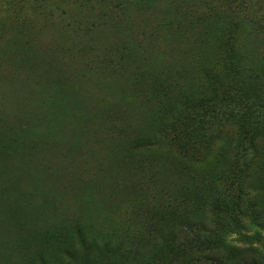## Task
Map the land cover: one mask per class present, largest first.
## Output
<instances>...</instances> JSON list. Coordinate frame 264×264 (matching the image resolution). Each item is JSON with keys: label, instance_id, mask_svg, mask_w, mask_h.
I'll use <instances>...</instances> for the list:
<instances>
[{"label": "rangeland", "instance_id": "374dc122", "mask_svg": "<svg viewBox=\"0 0 264 264\" xmlns=\"http://www.w3.org/2000/svg\"><path fill=\"white\" fill-rule=\"evenodd\" d=\"M5 4L0 264H69L75 250L71 264H91L80 240L125 249L138 238L155 246L144 261L172 264L186 233L169 244L164 234L191 214L189 180L221 147L243 148L237 177L264 213V169L250 149L264 155V108L243 97L237 74L264 65V0ZM216 63L206 76L202 66ZM194 217L215 221L206 208ZM245 234L238 251L219 249L227 260L257 261L248 247L264 255V230Z\"/></svg>", "mask_w": 264, "mask_h": 264}, {"label": "trees", "instance_id": "16d2710c", "mask_svg": "<svg viewBox=\"0 0 264 264\" xmlns=\"http://www.w3.org/2000/svg\"><path fill=\"white\" fill-rule=\"evenodd\" d=\"M27 0H4L6 3L4 7L14 9L23 7ZM264 26V22L262 24ZM264 31V29H262ZM255 61V60H254ZM209 64H212L211 62ZM218 64L209 66H202L206 76H214L217 72ZM237 74L244 76L246 88L244 90V98L252 101L256 107L264 108V65L261 63L246 66L243 71H238ZM187 103L192 102L193 98L188 97ZM202 101H195L193 105L200 106ZM153 137H147V142H152ZM241 145H236L234 148L221 147L217 150V161L214 166L206 171L205 175L197 174L191 177V192L186 194V197L181 199L185 200V207L191 213L187 220L181 221L177 225V232L172 230L166 235L164 234V243L173 242V237L178 232L185 231V240L178 244V250L181 251L180 256L171 259L172 264H264V255L256 249L248 247L254 254H259L256 260H242L229 261L225 258L222 252H236L239 249L234 247V243L239 241L246 243L247 232L254 230L260 232L264 230L263 209L257 206L253 200L254 191L251 187H245L244 184L239 182L237 177V161L240 154L243 153ZM242 149L241 152L235 151ZM251 154L257 160L256 169H264V155L256 148H250ZM238 158V160H237ZM236 160V161H234ZM255 167V165L253 166ZM249 170L250 167H247ZM247 170V171H248ZM194 192V193H192ZM203 208H206L211 216L215 217V221L210 225L208 221H202L194 216L200 213ZM188 214V213H187ZM239 218L238 221H229L224 225L229 216L233 215ZM248 219L247 221H245ZM176 229V228H175ZM218 232L220 242L215 240V235ZM235 234L239 237L238 240H231V235ZM148 241L142 238L132 239L131 247L121 248L119 245H112L110 243L95 244L80 240V248L84 254L92 255L90 257L91 264H98L100 257L103 264H112L116 259L117 263L114 264H149L151 260H145L144 257L148 256L154 249L147 248ZM172 246V245H171ZM170 246V247H171ZM254 250V251H252ZM78 252L67 251L65 252L68 258V263L73 262L74 255ZM76 252V253H75ZM170 254L167 250L159 253L160 257H165ZM141 256V258H140ZM155 257V254H151ZM180 259V260H178Z\"/></svg>", "mask_w": 264, "mask_h": 264}]
</instances>
